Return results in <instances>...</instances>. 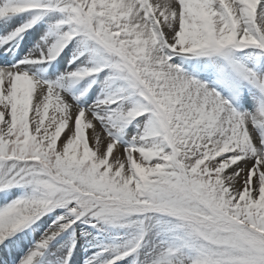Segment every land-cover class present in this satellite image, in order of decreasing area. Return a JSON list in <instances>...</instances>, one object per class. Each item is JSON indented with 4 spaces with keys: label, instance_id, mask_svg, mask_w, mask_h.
Wrapping results in <instances>:
<instances>
[{
    "label": "snow or ice",
    "instance_id": "1",
    "mask_svg": "<svg viewBox=\"0 0 264 264\" xmlns=\"http://www.w3.org/2000/svg\"><path fill=\"white\" fill-rule=\"evenodd\" d=\"M0 264H264V0H0Z\"/></svg>",
    "mask_w": 264,
    "mask_h": 264
}]
</instances>
